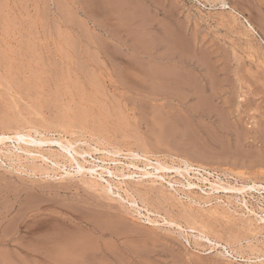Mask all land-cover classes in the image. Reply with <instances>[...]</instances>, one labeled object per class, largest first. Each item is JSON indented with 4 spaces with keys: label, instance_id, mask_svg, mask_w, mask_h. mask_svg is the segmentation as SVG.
I'll return each instance as SVG.
<instances>
[{
    "label": "rangeland",
    "instance_id": "rangeland-1",
    "mask_svg": "<svg viewBox=\"0 0 264 264\" xmlns=\"http://www.w3.org/2000/svg\"><path fill=\"white\" fill-rule=\"evenodd\" d=\"M0 132L73 143L105 167L85 178L113 182L30 173L6 140L0 264H264L263 193L245 206L125 154L264 186V0H0ZM110 159L139 167L111 178Z\"/></svg>",
    "mask_w": 264,
    "mask_h": 264
},
{
    "label": "bare ground",
    "instance_id": "bare-ground-1",
    "mask_svg": "<svg viewBox=\"0 0 264 264\" xmlns=\"http://www.w3.org/2000/svg\"><path fill=\"white\" fill-rule=\"evenodd\" d=\"M181 77V76H180ZM163 80V79H162ZM188 81V80H187ZM196 85V84H195ZM191 87V86H190ZM200 87V86H199ZM215 87V86H214ZM197 88V87H196ZM163 89V88H162ZM189 90V88L187 89ZM200 90V89H199ZM197 94V93H196ZM202 95V94H201ZM200 98V97H199ZM202 98V96H201ZM212 98V97H211ZM204 100V98L202 99ZM209 101V100H208ZM202 103V101H201ZM205 103H207L205 101ZM204 104V103H203ZM206 105V104H205ZM85 112V111H83ZM214 112V111H213ZM219 113V112H218ZM87 116V115H86ZM224 116V115H223ZM77 117V116H76ZM84 118V117H83ZM38 129V128H37ZM96 129V128H95ZM30 130V128H29ZM66 130V129H65ZM33 131V130H32ZM36 130H34L33 133H35ZM27 132V131H26ZM37 132V131H36ZM39 132V131H38ZM42 132V131H41ZM38 135V133H36ZM40 134V133H39ZM45 134V132H44ZM31 134H28V133H21V132H14V134L12 135H7L5 133H1L0 132V152L2 151V147H5V144H6V140H17L18 143V149L22 152V153H25L26 155H29V160L31 161V165L28 167L29 168V172L30 173H36V172H40V176L42 175H48L49 176V173H48V168L47 167H42L41 165L38 164L35 165L36 163L35 162H38V160H41V162L45 163L46 166H48V164L51 165L52 169H62L63 167L66 168L67 166L71 167V165L73 163H75L77 166H76V171H75V174H78L81 176V179L84 181V183L89 186L90 188H94L96 187L97 185L101 187V189L104 191V192H109L110 190L108 189V186L110 185H113V182L110 180V179H106V183H107V186H104L102 185L100 182V184H96V181H92V179H87L85 178V176L87 174H90V175H94L96 174L98 171H101V173H104V169L105 167L104 166H99L98 164L95 163V157L90 161L87 160V158L85 157L86 154H90L89 152H86L85 150L84 151H78L75 149V147L73 146V143H70V142H66V143H63L59 140H53V139H46L44 135H42V137L44 138H38L37 137H34V136H31ZM34 135V134H33ZM40 136V135H39ZM47 136V135H46ZM61 139V138H60ZM62 140V139H61ZM21 141H23L24 144H21ZM72 141V140H71ZM99 142V141H98ZM77 143V142H76ZM81 143V142H79ZM57 145L58 147H60V149L63 151H60V150H46V151H43L42 149H40V147H42V145ZM84 144V143H83ZM89 144V143H88ZM76 145V144H75ZM91 145V144H90ZM2 146V147H1ZM89 147V146H88ZM98 147V146H97ZM115 147V146H114ZM7 148V147H6ZM103 148V147H101ZM110 148V147H109ZM87 149V148H86ZM93 149V148H92ZM99 149H100V146H99ZM105 149V147H104ZM111 149V148H110ZM82 150V149H81ZM95 151H98L97 149H93ZM105 150H109V149H105ZM9 151V150H8ZM7 151V152H8ZM90 151V150H89ZM103 151V150H102ZM121 151V150H120ZM119 150H116V151H104L105 154L107 155H111L112 157H116V156H121V152ZM4 152V151H3ZM5 153V154H8V153ZM71 152L74 153L75 157H73V155L71 154ZM128 153V154H127ZM1 154V153H0ZM4 154V153H3ZM104 154V153H103ZM128 155L129 158H131L132 160L134 161H138V160H142L145 162V166L147 167H151L153 166V170L156 171V172H161L162 175L160 176L161 178H165L166 176V172L167 171H174L176 173V175L178 177H181L183 179L186 180V185H188L189 187L190 186H194V187H199L198 183L201 182V183H209V186L210 188H213L212 190L211 189H208V193H211V191H218V190H227L229 193H230V197H237V194L238 193H241V195H243V197L240 198V200L243 202V204L246 206V203H247V200L244 199V196L245 194H251V193H258L259 194H264V186H257L254 184L252 185H241V186H238V187H235V186H229L228 187H225L223 185H220V184H217L216 182H211L208 180L207 177H204L203 174H201L200 172H204L206 173L207 175L210 174V172H207L206 169L201 166V165H197V164H193V163H189L188 161H183V167L182 168H175V167H169L167 166V164L164 165V163L162 164V162H156L153 164L150 163V160L148 159L147 157V154L145 153H135V152H128L126 151V153ZM126 155V156H127ZM125 156V155H123ZM8 157V156H7ZM12 157V156H11ZM77 157H81L82 160H79ZM128 158V159H129ZM99 159V158H98ZM129 159V160H131ZM10 160V158H9ZM20 160V159H19ZM101 162L105 161L104 158H100L99 159ZM181 160V159H180ZM179 160V161H180ZM109 161V160H108ZM110 161H112L111 163H113L114 167L112 168H109L108 170V175L111 177V178H115V179H128V177L132 174L130 172H128L127 174L124 173V171L127 169H129L130 167H139L138 165H136V163H127L126 165L125 164H120L119 160L117 159H110ZM141 161V162H142ZM158 161V160H157ZM128 162V161H127ZM130 162V161H129ZM155 162V161H154ZM120 164V167H118ZM121 165L123 167H121ZM21 166V164H20ZM173 166V165H172ZM15 168V167H14ZM28 170V169H27ZM50 170V169H49ZM141 171H144V168L141 169ZM51 172V171H50ZM27 173V172H26ZM54 174V173H53ZM56 174V173H55ZM186 174V176H185ZM71 174V172L68 170L66 172H64L63 176H61V178H65V177H69ZM144 176H147V175H151V172H145L143 174ZM31 176V175H30ZM156 177L157 176H152V179L149 180L148 182H151V183H155L156 182ZM47 178V177H46ZM102 178V177H101ZM192 179H195L198 181V183H194L192 182L191 180ZM146 181V180H145ZM176 182H179L180 184L182 185H185L184 183H182L179 179L176 180ZM218 182V181H217ZM125 184V186H130L131 185V182L129 181H119L118 182V185L120 184ZM219 183V182H218ZM224 184V183H223ZM115 185V184H114ZM185 185V186H186ZM235 185V184H234ZM259 185V184H258ZM237 186V185H236ZM116 188L119 189V186H115ZM122 189V188H121ZM125 190V188H124ZM128 190V188H127ZM130 190V189H129ZM148 190V189H147ZM126 192V191H125ZM135 192H139L138 190H135ZM127 193V192H126ZM261 196V195H260ZM218 198V197H217ZM262 198H264L262 196ZM144 199V198H143ZM230 199V198H229ZM239 203V202H238ZM39 204V203H38ZM130 204H133L135 205V201L132 199L130 201ZM28 205V204H27ZM242 205V204H240ZM244 205H242L241 207H243ZM247 208V207H245ZM249 208V207H248ZM32 210V209H31ZM253 210V209H251ZM264 210V209H263ZM136 212V210H135ZM138 212V211H137ZM256 212V211H255ZM139 213V212H138ZM253 213V212H252ZM262 213V212H261ZM87 215V214H86ZM256 215V214H255ZM255 220V219H254ZM150 221V218L148 220V222ZM59 222V221H58ZM9 223V222H8ZM46 223V222H45ZM150 223V222H149ZM261 223V222H259ZM153 224V223H152ZM263 225V224H262ZM180 227V226H179ZM261 227V226H260ZM264 227V226H262ZM73 228V227H72ZM263 230V229H262ZM65 232V231H64ZM37 240V239H36ZM35 241V240H34ZM50 241V240H49ZM75 244V243H74ZM55 245V244H54ZM73 246V244H72ZM84 246V245H83ZM69 247H71V245H69ZM54 248V247H53ZM85 248V247H84ZM67 249V248H66ZM83 249V247L81 248ZM80 249V250H81ZM7 250V249H6ZM47 250V249H46ZM75 250V249H74ZM78 250V249H76ZM35 251V250H34ZM112 252V251H111ZM58 256V255H57ZM125 263V262H124Z\"/></svg>",
    "mask_w": 264,
    "mask_h": 264
}]
</instances>
